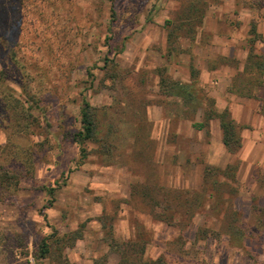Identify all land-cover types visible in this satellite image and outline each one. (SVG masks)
<instances>
[{
	"label": "rangeland",
	"instance_id": "rangeland-1",
	"mask_svg": "<svg viewBox=\"0 0 264 264\" xmlns=\"http://www.w3.org/2000/svg\"><path fill=\"white\" fill-rule=\"evenodd\" d=\"M262 99L264 0H0V264H264Z\"/></svg>",
	"mask_w": 264,
	"mask_h": 264
},
{
	"label": "trees",
	"instance_id": "trees-1",
	"mask_svg": "<svg viewBox=\"0 0 264 264\" xmlns=\"http://www.w3.org/2000/svg\"><path fill=\"white\" fill-rule=\"evenodd\" d=\"M174 86L177 90L179 89L180 91L185 93L187 96H189L190 100H193L192 97L189 95L190 91L188 89H190V87H187L186 85H180V84H177ZM263 109H264V106H262V110ZM218 119L220 122L221 131H222V144L224 145V147L227 149V151L231 155H235L238 152V150H240L241 148V139L238 135V130L234 126L232 120L230 119L229 112L226 111L223 114L219 115ZM203 126L204 125L202 124L197 125L198 128L200 127L202 128ZM94 135H95V122H94V117L92 113V108L87 102H84L83 107L80 110V130L74 135V141L76 142V144H78V146H80V152L82 156H85V149H84L85 143L91 141ZM48 192L49 194H51L50 191ZM41 245H42L41 251H40L41 256H45L48 252L47 250L48 245L46 242H42ZM127 245L130 246L129 249L135 248V245H132L130 242L125 243V246ZM138 251L140 252L134 253V257L137 258L135 262L136 264H144V263H141L140 261L141 255L143 254V250L138 249ZM126 254H127L126 251H123L122 260L127 263L128 261H126V257H127ZM40 258H43V257H40Z\"/></svg>",
	"mask_w": 264,
	"mask_h": 264
},
{
	"label": "crops",
	"instance_id": "crops-1",
	"mask_svg": "<svg viewBox=\"0 0 264 264\" xmlns=\"http://www.w3.org/2000/svg\"><path fill=\"white\" fill-rule=\"evenodd\" d=\"M260 102L263 104L264 100L262 99V100H260ZM242 108H243V111L239 112V114L237 115V117L239 118L238 121L241 124H244L245 126L248 125L249 127H245V129H243L242 134L240 132L241 143H242L241 152L244 149L246 150L248 155L245 156V160L247 162H249L250 164H252L254 161L259 159V156L261 159H264V156L260 155L261 148H264V120L261 121L262 116L259 114L258 111H256V112L252 111L251 109H249V107H242ZM261 109L262 108H260V107L258 108L259 111ZM234 111H236V110L234 109ZM250 117H253L252 120L253 121L255 120V122H257L259 120L258 118H260L261 125L256 126L253 124L254 122H252V121L249 122L248 120ZM246 132H248V133H246ZM221 138H222V133H221ZM223 148L225 149L224 145L222 144V149ZM225 151H226V149H225ZM245 160L242 162H245ZM250 164H248V165H250Z\"/></svg>",
	"mask_w": 264,
	"mask_h": 264
}]
</instances>
